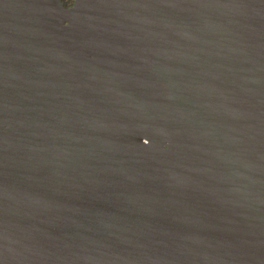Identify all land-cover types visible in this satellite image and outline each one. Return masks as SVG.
I'll return each instance as SVG.
<instances>
[{
  "label": "water",
  "instance_id": "95a60500",
  "mask_svg": "<svg viewBox=\"0 0 264 264\" xmlns=\"http://www.w3.org/2000/svg\"><path fill=\"white\" fill-rule=\"evenodd\" d=\"M0 264H264V0H0Z\"/></svg>",
  "mask_w": 264,
  "mask_h": 264
},
{
  "label": "clouds",
  "instance_id": "9594fccd",
  "mask_svg": "<svg viewBox=\"0 0 264 264\" xmlns=\"http://www.w3.org/2000/svg\"><path fill=\"white\" fill-rule=\"evenodd\" d=\"M148 143V142H147Z\"/></svg>",
  "mask_w": 264,
  "mask_h": 264
},
{
  "label": "flooded vegetation",
  "instance_id": "af4514ba",
  "mask_svg": "<svg viewBox=\"0 0 264 264\" xmlns=\"http://www.w3.org/2000/svg\"><path fill=\"white\" fill-rule=\"evenodd\" d=\"M69 4V3H68Z\"/></svg>",
  "mask_w": 264,
  "mask_h": 264
}]
</instances>
